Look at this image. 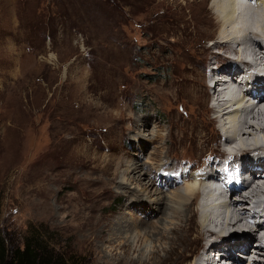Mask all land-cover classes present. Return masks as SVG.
Listing matches in <instances>:
<instances>
[{
    "label": "rangeland",
    "instance_id": "374dc122",
    "mask_svg": "<svg viewBox=\"0 0 264 264\" xmlns=\"http://www.w3.org/2000/svg\"><path fill=\"white\" fill-rule=\"evenodd\" d=\"M212 1L0 0V237L8 249L34 235L76 264H156L174 224L171 214L148 227L151 238L137 236L139 229L109 237L117 223L143 217L136 207L126 210L125 192L140 189L124 187L121 173L130 160L146 164L143 172L149 164L169 170L157 173L150 195L163 193L174 206L180 173L202 174L227 156L217 121H210L216 114L208 111V72L214 55L223 53L212 46L222 26L207 11ZM195 4L202 9L196 12ZM186 66L191 71H181ZM192 78L206 83L203 92H193ZM43 171L50 179L48 217L34 206ZM95 180L106 189L94 217L106 226L88 245L65 227L73 212L62 207ZM245 199L263 202L264 195ZM146 201L142 211L156 213ZM243 229L259 244L247 261L262 260L260 226L254 233L243 219L224 231ZM202 250L200 244L195 252Z\"/></svg>",
    "mask_w": 264,
    "mask_h": 264
},
{
    "label": "bare ground",
    "instance_id": "6f19581e",
    "mask_svg": "<svg viewBox=\"0 0 264 264\" xmlns=\"http://www.w3.org/2000/svg\"><path fill=\"white\" fill-rule=\"evenodd\" d=\"M254 5L255 6H252V10L250 6H248V8H243V5L240 4L238 0H213L210 4V8H206L207 11L209 10V13L212 11L213 15H215L218 20L217 23L222 25L212 46L213 48L219 49L223 52H217V55H214L213 59L216 64L226 61L231 62V65L224 66V70L226 68H231L234 64L236 65V61L246 64V66H243L247 69H252V66L249 63V58H246L243 55L245 50H241V48L247 44L246 42L251 41L257 46H260L262 41L264 42V0H254ZM193 7L196 9V12H198V9H202V6H199L198 4L192 6V9ZM204 7L203 9H205ZM253 13H255V16L251 18L250 16ZM192 17L193 16L191 15L189 22L192 21ZM182 22H184V28L188 27L185 20ZM249 28H251V30ZM255 30H257V32H255ZM188 32L189 31H187V33ZM196 32L197 31H194L195 34H197ZM258 37L262 38L261 42L257 39ZM262 48L263 47H259V49ZM232 55L236 56V58L232 59ZM253 58H255L257 62L264 61V59L257 55ZM189 69L190 68L186 66L183 67L181 71H191V69ZM233 70H236L234 72H239L237 69ZM211 72H213V70H211ZM262 73H264V71ZM223 74L224 72L217 74V79L218 82L226 88L228 81L227 77L231 74ZM215 77L216 73L209 74L208 79H211V81H208L209 88H211L210 86L213 83L212 79ZM190 81L193 84V92L197 94L203 92V86H205L206 83L203 85V82H200L199 80L197 81V79L194 80L193 78L190 79ZM256 81L257 82L252 86L255 89L254 91L264 92V82L260 81V79ZM248 83L249 81L246 82V85ZM227 89H229V87L226 88V90ZM227 94L231 96L232 92L228 91ZM246 96L247 92L245 88L240 101L231 102L233 99L231 96L230 99H226L225 103L219 101L218 98L215 97V91L213 90L211 101L214 102V104L208 111L213 112L214 115L216 114L213 121H210H217L218 131L220 134H218L219 138L221 137V141H224V144L227 145V149L229 150L232 148L234 150V147H236L238 148V150H235L236 154L240 151L244 152L240 154L243 155L241 157L242 163L239 164V167L243 170L244 175L246 172H252L253 170V173L255 172V179L260 180L261 172H256L254 167H262L264 164V158L262 157V155H264V111L257 113V116L252 118L254 120H250V123L244 122L241 118L246 109L251 107L254 112L256 110L254 105L250 101L246 100ZM257 97L258 96H256V98ZM150 141L152 142V139H150ZM223 152L227 156L232 155V153H227L225 149H223ZM42 157L43 156L40 158ZM228 161L229 159H227L225 163ZM212 162L213 163H209L205 167L203 174L191 173L190 175H186L184 172H179L180 175H178V180L182 181V185L180 188H177L174 193V206H170L167 201H165L163 193H160L161 197H157L155 200H152L150 195V188L155 187L156 185V179L158 178L157 173L163 171L168 172L169 170L167 171V169L163 168H156L155 170V168H153L154 166L151 167L152 164H149L147 165L149 171L143 172L142 168L145 167L146 164L130 160L129 164L121 173V184L124 185L126 183L127 185L129 183V185H133L134 183L135 189L140 190L125 192L126 197L128 198L126 210L131 209V207H136V209H140L139 213L142 214L143 217L138 220L133 219L135 220L134 222H130L127 219L130 223H117L112 227L114 230H110L111 235L109 237L112 236L114 239H116V237L120 238L123 232L132 233L133 231H137V229H139V232H141L137 236L151 238L147 235L149 233L148 230L151 228L148 227L151 225L154 226V224L161 225L162 221H164V219L171 214L173 219L171 220L174 221V224H172L173 226L169 229L166 237L167 247L157 251L156 264H203L204 252L212 247L209 244V237L220 238L224 242L228 243V238L231 234L228 236H225L226 234H224L226 229L228 231V227L229 229L237 227L238 224L243 221V219L249 217L251 213L258 212L260 210L264 211V201L258 202L252 201L253 199H244L241 203L233 202L231 195H228V192L222 183V177L218 174L222 172L225 165H222V163L217 161ZM164 166H166V163H163L162 167ZM228 168L229 166H226V170H228ZM152 174L154 175L152 176ZM43 175L44 171L38 176L39 179L34 186V192L36 194L35 197L37 198L36 203L34 202V206L36 207L35 210H38V215L41 217H48L51 216V190L48 187L49 182H47L48 180L50 181V179L47 180L49 177L42 178ZM166 178H168L166 180L169 181H177L174 176H167ZM244 180L247 182L246 177H244ZM124 187L127 186L124 185ZM105 189V184H102L99 180H95L89 184L85 183L80 188L81 192L75 193L76 197L73 196L74 198L68 202L67 207H62V209H69L73 212L72 214H67V218H69V221H72L73 223L71 222L72 224H70V222H67L65 223V227L71 228V231H79V233L82 234L80 236L83 239L85 238L84 242L88 245H92L91 243L93 242V238L96 236L97 230H103L106 226L104 218L96 219L94 217L97 212L100 211V198L105 193ZM250 191L252 192V198H257L264 195V186L253 187ZM69 199L70 198L67 200ZM146 200H149L150 203H153L156 206V213H152L149 209L142 211L143 209L140 207H146ZM164 202H166V205ZM231 208H236L237 210H231ZM152 218H155V221H152ZM221 220H223V222H221ZM215 227H218V229ZM254 227L255 233L259 226ZM243 228L245 227L243 226ZM260 230L262 231L263 228L261 227ZM141 233L143 234L141 235ZM253 236L255 235L252 233L246 238L251 239ZM99 238L103 239L104 237L101 234ZM142 240H140V242H143ZM200 244H203V250L201 254H198L195 251ZM231 248H233V246L227 251L229 252ZM245 250H247V248ZM250 252L252 253V251H249V253ZM260 253L261 256L258 257L263 258L262 260L256 258L252 262H248L246 264H264V250H262V252L260 251ZM243 254H246V252ZM227 264H229L228 260Z\"/></svg>",
    "mask_w": 264,
    "mask_h": 264
},
{
    "label": "trees",
    "instance_id": "16d2710c",
    "mask_svg": "<svg viewBox=\"0 0 264 264\" xmlns=\"http://www.w3.org/2000/svg\"><path fill=\"white\" fill-rule=\"evenodd\" d=\"M44 244V243H43ZM0 264H76L71 259L55 254L42 245L34 235L25 239L21 247L8 249L0 237Z\"/></svg>",
    "mask_w": 264,
    "mask_h": 264
}]
</instances>
